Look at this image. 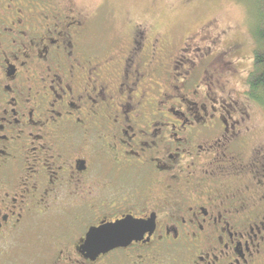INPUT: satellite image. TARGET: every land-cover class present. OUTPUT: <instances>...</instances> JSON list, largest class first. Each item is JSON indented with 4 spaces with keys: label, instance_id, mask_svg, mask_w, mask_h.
Masks as SVG:
<instances>
[{
    "label": "flooded vegetation",
    "instance_id": "obj_1",
    "mask_svg": "<svg viewBox=\"0 0 264 264\" xmlns=\"http://www.w3.org/2000/svg\"><path fill=\"white\" fill-rule=\"evenodd\" d=\"M89 21L73 0H0V264H264L263 108L203 84L216 40L169 57ZM177 69L188 89L153 84ZM129 218L139 239L87 257L91 230Z\"/></svg>",
    "mask_w": 264,
    "mask_h": 264
},
{
    "label": "rangeland",
    "instance_id": "obj_2",
    "mask_svg": "<svg viewBox=\"0 0 264 264\" xmlns=\"http://www.w3.org/2000/svg\"><path fill=\"white\" fill-rule=\"evenodd\" d=\"M73 1L77 9L89 18L94 39L98 43L103 39L112 44L116 39H121L123 45L128 43L132 30L136 28L134 33L147 31L149 41L157 38L168 45L167 55L171 57L179 54V49L185 47L189 38L190 49H200L203 45L201 36L209 35L216 43L207 42L204 48L211 53L208 66L215 77L210 79L212 75L203 74V84L210 86L218 80L224 90H229L233 101L237 102L241 100V93L246 92L254 47L250 25L255 17L247 0ZM178 73V69L171 71L165 84L157 80L153 84H159L162 90H175L176 87L178 90L188 89V83L183 86L176 79ZM195 82L197 86L200 85L199 77ZM148 88L154 89L152 85ZM244 99L247 100L245 96ZM248 112L258 128L253 140L264 146V109L249 108Z\"/></svg>",
    "mask_w": 264,
    "mask_h": 264
},
{
    "label": "trees",
    "instance_id": "obj_3",
    "mask_svg": "<svg viewBox=\"0 0 264 264\" xmlns=\"http://www.w3.org/2000/svg\"><path fill=\"white\" fill-rule=\"evenodd\" d=\"M254 20L250 25V37L254 43L252 69L247 77L248 100L264 109V0H247ZM255 22V23H254Z\"/></svg>",
    "mask_w": 264,
    "mask_h": 264
},
{
    "label": "water",
    "instance_id": "obj_4",
    "mask_svg": "<svg viewBox=\"0 0 264 264\" xmlns=\"http://www.w3.org/2000/svg\"><path fill=\"white\" fill-rule=\"evenodd\" d=\"M126 222H135L132 228H123L118 230H111L110 225L102 226L98 229L91 230L85 239L83 248L87 252V257L95 258L100 254L106 253L111 249L117 247H124L128 243L139 239V235L144 231L143 223L141 221H134L131 218L117 222L116 224L121 225ZM104 229L105 231H101ZM95 241L91 243L90 241Z\"/></svg>",
    "mask_w": 264,
    "mask_h": 264
},
{
    "label": "snow or ice",
    "instance_id": "obj_5",
    "mask_svg": "<svg viewBox=\"0 0 264 264\" xmlns=\"http://www.w3.org/2000/svg\"><path fill=\"white\" fill-rule=\"evenodd\" d=\"M135 56H136V51H130L129 52V64L130 65L132 64L133 59L135 58ZM0 71H2V70H0ZM3 86H4L3 78L0 77V88H3ZM167 98L170 99L171 97H167ZM161 103H163V101H161ZM262 175H264V174H262ZM261 178H262L261 176L257 177L258 180L261 179ZM134 225H135V222H131V223L126 222L125 224H121V225H118L115 222H113V224L110 225L109 228L114 231V230L123 229V228H126V227L127 228H132V227H134ZM101 231L103 232L105 230L102 229ZM90 242L91 243H95L94 240L90 241ZM74 264H81L80 257H75L74 258Z\"/></svg>",
    "mask_w": 264,
    "mask_h": 264
}]
</instances>
